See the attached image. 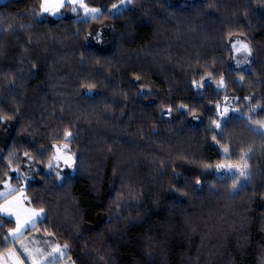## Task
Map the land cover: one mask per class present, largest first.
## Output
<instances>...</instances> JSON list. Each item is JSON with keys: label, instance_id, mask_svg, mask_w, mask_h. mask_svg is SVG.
Listing matches in <instances>:
<instances>
[{"label": "trees", "instance_id": "16d2710c", "mask_svg": "<svg viewBox=\"0 0 264 264\" xmlns=\"http://www.w3.org/2000/svg\"><path fill=\"white\" fill-rule=\"evenodd\" d=\"M85 2L102 16L67 7L33 17L40 0L0 3L2 26H15L0 41V107L15 113L0 124V155L15 148L20 168L24 151L46 162L73 133L74 172L57 181L33 162L24 185L27 203L47 212L37 229L67 242L75 264H264V133L244 116L264 122V108L249 113L264 106V0H134L115 13L120 0ZM233 38L252 48L246 68L231 67ZM202 76L206 87L193 88ZM224 99L241 115L220 119ZM161 104H186L195 118ZM248 152L251 178L233 192L214 167Z\"/></svg>", "mask_w": 264, "mask_h": 264}, {"label": "snow or ice", "instance_id": "6c2138e0", "mask_svg": "<svg viewBox=\"0 0 264 264\" xmlns=\"http://www.w3.org/2000/svg\"><path fill=\"white\" fill-rule=\"evenodd\" d=\"M134 0H120V4H113L112 10H118L119 7L124 6L125 4L131 5L133 4ZM70 7L73 13H76L78 9H82L84 12L85 18L90 19H98L102 16L105 9L102 7H90L85 0H40L39 9H33L32 15L33 17L42 16L44 14H48L51 16H56L61 14V9ZM20 29H30L31 25H19ZM15 26L9 24L7 27L2 26V22H0V41L3 39V34L8 31H14ZM233 33H229V36H232ZM239 35H243L240 33ZM97 40H99V34H96ZM231 49L235 54L244 53L243 60L236 61L237 65L239 66L242 63L248 62V57L252 55V48L246 43L244 40L237 38L232 44ZM27 51V49H25ZM2 46H0V55H2ZM36 65L33 64V67ZM2 78V77H0ZM137 81L141 80L142 77L140 75H135L134 77ZM208 79H212V74L208 73ZM240 80L243 81L244 77L240 76ZM217 87L222 88L225 85L223 76L220 77L218 81H216ZM87 87L89 91L95 87V84H87L83 85ZM191 86L196 89H200L206 87L204 83V77H201V80H192ZM138 91L143 92L144 86H141ZM246 100H251V97H244ZM161 111L171 115L174 111H180L181 109L189 112L195 118V112L189 108L186 104H180L178 106H165L161 104ZM216 108L218 110L219 116L221 118H226V114L228 113V109L225 108L220 111V105L217 104ZM258 108H264L259 104L250 105L249 113L255 114ZM238 111V110H236ZM19 112V108L17 107L16 113ZM15 118L14 114H9L6 112L2 107H0V124H3L9 120ZM251 120V117H248ZM211 125L215 126V130H219L222 128V123L220 119H213L211 120ZM252 123H259L253 121ZM223 135L222 132L217 133ZM73 133L65 129L64 136H63V143H54L52 144V149L54 151L52 154L47 158L46 162L43 160H37L36 157L30 151L23 152V158L29 162L28 167H32L31 162L35 163H45V166L52 172L55 170V177L54 179L57 181H65L67 179V173L61 174L62 170L60 169L61 162L63 165L68 169H76L77 165V158L75 157L74 153H70L69 151V144L72 142ZM212 139L216 141V134L212 136ZM218 142V141H217ZM43 148V146H42ZM111 151V148L108 149ZM2 151V150H0ZM224 151L227 153L228 149L225 148ZM249 151H251L249 149ZM43 155V153H41ZM248 153H242V159L247 156ZM0 160L6 161L3 165V170L0 172V184L3 185L4 191H0V198H2L3 202L0 203V264H59L60 261L65 260L71 262V264H75L74 261L71 260V257L68 254V249L70 245L65 242L63 245L59 243L49 244L48 241H44L45 244L49 245L50 250L45 251L35 245L38 243L35 239H27L28 234L33 230L37 229L38 222L47 216L46 209L41 206L37 208H29L25 207V200L27 199L24 194L23 187H13L10 184L11 180L19 181L21 178L26 179L27 176L25 173L21 171L19 166L21 157L17 155L16 149L13 148L9 150L6 154L0 155ZM16 164L13 167V164ZM204 168L211 167L210 165H203ZM217 171L224 169L228 172H232L233 176V183L231 185V190L235 192L237 190V185L241 182V180H250L251 174L248 171V165L245 162L243 167L239 166H228L217 164L216 165ZM9 172H13L16 175L13 177L9 176ZM197 184H200V180H196ZM183 194V193H182ZM131 199H137L135 194L130 193ZM28 203H31L29 200ZM116 208L123 209L124 204L121 202V197H117V200L113 202ZM117 218H123L119 215V212L115 213ZM8 218V219H5ZM111 223V220L109 221ZM6 224H10V227L5 228ZM44 232L47 233L48 236H53L54 233L48 232L47 229H44ZM18 246V247H17ZM100 260H104V256H99ZM105 264H108L105 261Z\"/></svg>", "mask_w": 264, "mask_h": 264}, {"label": "rangeland", "instance_id": "374dc122", "mask_svg": "<svg viewBox=\"0 0 264 264\" xmlns=\"http://www.w3.org/2000/svg\"><path fill=\"white\" fill-rule=\"evenodd\" d=\"M3 1H5V0H0V3L1 2H3ZM120 3H118L117 5H119ZM127 4H125L124 6H122V7H119L118 8V10H120L121 8H123V7H125ZM71 10V9H70ZM118 10H112V8L110 9V12L111 13H115V12H117ZM72 12V11H71ZM62 9H61V14H59V15H56V16H53V17H59L60 15H62ZM77 13H80L81 15H82V17H84V12H83V10L82 9H78V11L76 12V14ZM85 18V17H84ZM98 34H99V40H97V38H96V35H95V40L97 41V42H102L103 40H104V36H103V31L101 30V31H99L98 32ZM237 38H233L232 40H231V44L236 40ZM240 39V38H239ZM242 40V39H241ZM247 43V42H246ZM101 50H104L105 48H101V47H99ZM233 54V59H232V62H231V67L232 68H235V67H237V68H246L247 66H248V64H249V59H250V57H248V62L247 63H242V64H240L239 66L237 65V63H236V61H238V60H243V58H244V53H240V54H235L234 52L232 53ZM221 105H223V106H226L227 108H228V113L226 114V117L229 115V114H232V115H241V113L239 112V109L238 108H236L233 104H232V100H225L224 99V101H223V103H220ZM219 104V105H220ZM236 110H238V111H236ZM244 116H246V118L248 119V117L250 116V115H248V114H244ZM220 117V116H219ZM220 119H225V118H221L220 117ZM249 120V119H248ZM250 122H251V124L253 125V127L256 129V130H259V131H261V132H263L264 133V122H261V123H252L253 121H251L250 120ZM256 122V121H255ZM54 151V150H53ZM69 151H70V153H74V152H72L71 150H70V148H69ZM224 154H226V152L224 151ZM250 152H248V155L247 156H245L243 159H242V157L240 158V160L238 161V162H231V161H223V162H221V163H219V164H222V165H225V167H228V166H239V167H243V165H244V163L246 162L247 163V165H248V157L250 156ZM28 163L29 162H27L26 160H25V162H24V165L22 166V168H21V171L23 172V173H25L26 174V176H27V178L26 179H24V178H21L20 180H21V182H22V184L23 185H25V184H27L30 180H33L35 177H34V173H35V170H34V167L32 166V167H28ZM32 163V165H33V162H31ZM60 169L62 170V172H61V174L63 175L64 173H73L74 172V170L75 169H68V168H66L64 165H63V163L61 162V164H60ZM46 171L47 172H49V170L47 169V167H46ZM248 171L250 172V167H249V165H248ZM214 172H215V174L217 175V176H219V177H222V178H228L230 181H232V183H233V179H232V176H233V173L232 172H228V171H226V170H224V169H221V170H219V171H217V169H216V165H215V167H214ZM51 173H54L55 174V170H53ZM249 182V180H241V182L237 185V188H239V187H241L242 185H244V184H246V183H248Z\"/></svg>", "mask_w": 264, "mask_h": 264}, {"label": "crops", "instance_id": "0c3cea01", "mask_svg": "<svg viewBox=\"0 0 264 264\" xmlns=\"http://www.w3.org/2000/svg\"><path fill=\"white\" fill-rule=\"evenodd\" d=\"M11 184V183H10ZM13 187H23L24 185H13L11 184ZM0 191H4L3 185L0 187ZM25 194V193H24ZM26 196V195H25ZM27 198V197H26ZM3 200L2 198H0V203H2ZM25 207H29V208H33L31 207L28 203H27V199L25 200ZM8 219V218H6ZM43 219H41L39 222H41ZM38 222V223H39ZM27 239H35L37 240V244L35 245L36 247H39L41 249H44L45 251L50 250L49 245L45 244L44 241H48L49 244H55L56 242L53 241L51 236H48L47 233L39 231L38 229L33 230L32 232H30L28 234ZM18 247V246H17ZM68 251V250H67ZM59 264H71V262L67 261V258H65V260H62L59 262Z\"/></svg>", "mask_w": 264, "mask_h": 264}, {"label": "built area", "instance_id": "2783aa9c", "mask_svg": "<svg viewBox=\"0 0 264 264\" xmlns=\"http://www.w3.org/2000/svg\"><path fill=\"white\" fill-rule=\"evenodd\" d=\"M227 108L226 106H223L220 104V111H222L223 109ZM228 109V108H227ZM216 115L219 117V113H218V110L216 108Z\"/></svg>", "mask_w": 264, "mask_h": 264}]
</instances>
